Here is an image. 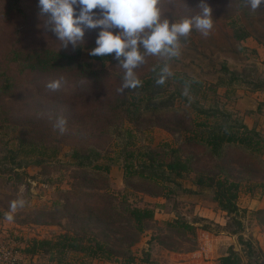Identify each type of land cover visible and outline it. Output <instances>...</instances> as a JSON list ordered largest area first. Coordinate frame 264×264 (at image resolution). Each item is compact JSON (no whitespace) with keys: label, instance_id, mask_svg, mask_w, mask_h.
I'll list each match as a JSON object with an SVG mask.
<instances>
[{"label":"rangeland","instance_id":"rangeland-1","mask_svg":"<svg viewBox=\"0 0 264 264\" xmlns=\"http://www.w3.org/2000/svg\"><path fill=\"white\" fill-rule=\"evenodd\" d=\"M200 2L201 0H159L161 19L177 21L182 17L195 15L199 11ZM205 2L213 10V27L207 36L193 29L187 38L181 39L180 56L168 62L171 72L196 78L209 88H213L212 85L222 76L226 77L222 70L223 64L229 69L238 70L249 66L254 69L253 72L264 76V10L253 11L249 7V13L244 14L239 10L235 13L237 0ZM22 4L28 14L13 20L0 16V70H6L7 65H10L6 52L10 37L23 45H42L54 50L62 46L46 24L48 16L41 13L39 0H23ZM245 4L248 5L246 0ZM234 26L246 29L249 36L241 41L235 39ZM99 31V28H85L83 42L77 46L80 49L78 57L87 59L88 49L96 45ZM75 48L69 44L64 49H68L67 52H76L73 50ZM153 63L161 64L163 61L156 56H147L146 62L135 69L136 75L145 73ZM118 64L119 61L114 58L104 65L93 62L92 67L96 73L92 78L75 77L67 69L56 72L36 69L5 72V75L14 77V84L12 92L0 95V144L15 147L14 137L22 125L6 120L12 115L27 124L37 119L40 133H47L45 139L50 143L49 146L57 145L59 150L54 158H49L42 164L29 162L14 167L9 161L0 159V240L5 241L11 235L20 236L22 242L15 240L23 247V243L32 237L52 238L62 232L93 235L104 241L112 254L110 260L95 259L90 264H176L183 253L195 249L199 251L198 255L209 259L212 254L215 255L214 246L218 241H230L227 247H232L237 252L239 264H251V260L264 264V250L259 248L256 238L260 229L255 228L258 224L255 210H250L247 215L239 212L237 218L242 223L239 237L238 233L229 232L232 227L231 220L228 215L219 212L212 200V191L192 184L190 179L193 173L178 180V184L169 182L164 189L158 188L152 182L123 178L121 160L115 153L117 146L113 144L112 137L101 132L107 124H118L123 120L122 124L134 132L135 147L155 146L162 142L176 146L180 138L176 137L179 132L177 127L176 133H173V129L163 126L164 119L173 114L162 112L161 115L142 117L137 122L132 121L129 115L121 117L120 114H113L111 107L114 102L119 101L118 96L121 93L117 89L122 86L124 76V70ZM54 80H60V88L49 90L46 85ZM175 87H179L175 80L167 85L169 91ZM212 91L208 90L210 101L191 93L188 94V103L177 98L175 107L189 111L181 116L184 123L188 117L191 119L196 114L191 105L195 98L204 106L212 103L213 97L219 100ZM223 105H226L223 100L217 102L219 108H223ZM226 106L234 110L236 115L244 117L240 102L236 103L234 100ZM59 117H64L67 124H70L63 133L54 127ZM178 120L179 117L176 122ZM247 121L250 123L252 119L247 117ZM180 135L186 136L182 132ZM12 139L15 142H11ZM181 139L184 151H199L191 142ZM88 141H93L105 151L100 161L111 163V159L113 160L104 177L94 171L83 173L75 167L74 160L68 154L73 144H87ZM246 160L247 155L236 147H230L222 160L231 177L237 178L245 186L247 184L244 181L249 175L264 178V169L257 168L263 164H247ZM202 162H206L210 168L211 161L207 156L202 157ZM195 167L208 171L205 164L201 165L199 158ZM242 191L257 194L260 187L255 186L253 190L244 188ZM17 199H23L24 206L11 213L13 219L8 220L6 213L10 212L11 202ZM127 204L147 205L154 210L152 220L137 236L131 232V223L126 219V212L123 210ZM176 218L195 225V240L187 232L180 233L167 227L166 221ZM198 230L201 231L200 234L209 233L208 243H201L203 250L198 244ZM133 238L134 243L128 244ZM146 251H149L148 256L152 263L149 260L144 261ZM77 255L81 257L80 253ZM129 257L132 261H128ZM43 259L45 258L39 256L36 258L39 263ZM68 259L70 261L67 263H72L71 261H78L79 258L66 256L65 260ZM23 261L24 256L22 263Z\"/></svg>","mask_w":264,"mask_h":264},{"label":"trees","instance_id":"trees-1","mask_svg":"<svg viewBox=\"0 0 264 264\" xmlns=\"http://www.w3.org/2000/svg\"><path fill=\"white\" fill-rule=\"evenodd\" d=\"M22 2L23 0H0V16L6 20H13L16 17L20 18L28 14ZM263 5L258 10H264ZM249 7L245 4V0H237V7L234 10L235 13L239 10L245 14L249 13ZM248 34L246 29L234 26L233 37L235 39L241 41L246 39L249 36ZM8 40L10 45L7 46L6 49L8 50L6 52L9 56L7 61L10 62V65H7L6 70H0V95L12 92L14 77L5 75V72L10 70L23 72L36 69L45 72H56L67 69L75 77L92 78L96 73L92 67L93 62L104 65L114 58V53L103 57L91 56L89 52L96 45L88 49L87 59L85 60L78 57L80 53L78 47L73 49L76 52H67L68 49L63 47L54 50L42 45H23L13 37ZM162 64L153 63L150 69L137 76L142 82L141 86L135 89H126L118 96L119 101L114 102L111 108L114 115L120 114L121 117L129 115V118L136 122L142 117L154 114L161 115L162 112L173 114L166 120L164 119L163 126L173 129V133H176V127L178 128L179 132L176 133V137L180 140L176 146L169 142H162L155 146L142 145L135 147L134 132L122 124L123 120L118 124H115V122L107 124L101 132H105L106 136L112 137L113 144L117 146L115 153L121 160L125 180L152 182L158 188L164 189L168 187L169 182L178 184V180L193 173L194 175L190 179L192 184L199 188H209L212 191V200L215 205L225 211L231 220L232 227L229 228V232L238 233L239 236L242 223L240 218H237L239 214L237 199L244 184L237 178L231 177L228 167L222 163L223 156L230 147H236L247 155V164L262 163L263 165L257 168L262 167L264 169V137L259 130L248 127L243 118L236 115L234 110L226 105L236 99L239 90L249 92L264 90V76L253 72L254 69L249 66L238 70L229 69L223 64V68H221L226 77L219 78L215 85H212L213 88L203 85L196 78L176 72H173L163 85H157V72ZM171 80H175L179 87L169 91L167 85L171 83ZM185 88H187L188 94L198 95L199 98L206 101H210L211 97H208V90L212 89V94L218 96L219 100L212 96V103L204 106L198 103V98H195L191 105L196 114L191 119L188 117L184 123L181 116L189 113V111L175 107V101L179 98L180 100L183 99L185 103L190 102L188 94L184 95ZM220 88H222L221 92L219 91ZM220 100H223L226 104L223 105V108L217 106V102ZM98 110L106 115L102 109L98 108ZM245 112L249 111L246 110ZM10 116L6 120L16 124L21 123L22 126L14 137L16 142L13 141L14 139L11 141L16 143L15 147L10 148L3 143L0 144L1 160H7L14 167H20L23 163L29 162L42 164L57 155L59 146H49L50 143L45 139L47 133H40L37 119L31 120L27 124L24 121L20 122L19 118ZM178 117L177 122L179 125L176 122ZM13 126L15 125L13 124ZM181 132L186 136L182 137ZM181 138L191 142V145L198 148L199 151L193 152L187 149L184 151L181 147ZM104 152L102 147L95 145L93 141H88L87 144H73L68 154L74 160L75 167L81 169L83 173L94 171L104 177L110 164L113 163L112 159L111 163L99 160ZM203 156H207L208 160L211 161L210 168L206 162H202ZM198 158L201 159V165H206L208 171L196 169L195 163L198 162ZM3 169L7 170L5 167ZM246 178L244 182L249 190H253L255 186L259 185L261 188L264 187V178H257L256 175H249ZM123 210L126 212V219L131 223V232L134 236L144 230L146 224L152 220L154 215L153 208L147 205L132 206L127 204L126 207H123ZM255 213L258 225L264 228V208L257 209ZM166 225L177 232L189 233L195 240L196 227L193 223H189L182 218H176L172 221H166ZM11 236L22 242L20 236ZM134 241L133 238L128 244L134 243ZM23 244L24 246L20 247L22 255L28 257L37 255L53 264H90L95 259L110 260L112 254L104 241L87 234L79 235L62 232L52 238L32 237ZM148 252H145L144 261L149 260V263H152ZM79 253L81 257L77 255ZM66 256L71 258L76 256L79 259L67 263L70 260H65ZM128 261H132V258L129 257ZM118 264L123 263L118 262ZM214 264H239L238 254L232 247H229L225 254L217 257Z\"/></svg>","mask_w":264,"mask_h":264},{"label":"clouds","instance_id":"clouds-1","mask_svg":"<svg viewBox=\"0 0 264 264\" xmlns=\"http://www.w3.org/2000/svg\"><path fill=\"white\" fill-rule=\"evenodd\" d=\"M246 2L253 11L264 4V0ZM158 3L159 0H39V7L42 14H47L46 24L63 48L80 45L85 28L100 29L96 47L89 54L101 57L115 54L114 59L124 70L123 83L117 92L123 93L141 86L135 69L146 62L147 56L163 61L156 79L157 85H163L172 75L168 62L181 54V39L187 38L193 29L207 36L213 27V10L205 0H201L195 15L177 21L161 19ZM46 87L58 90L60 80L50 81ZM187 94L185 88L184 95ZM66 124V119L59 117L54 127L63 133ZM24 203L23 199L13 200L6 218L12 220L11 213Z\"/></svg>","mask_w":264,"mask_h":264},{"label":"crops","instance_id":"crops-1","mask_svg":"<svg viewBox=\"0 0 264 264\" xmlns=\"http://www.w3.org/2000/svg\"><path fill=\"white\" fill-rule=\"evenodd\" d=\"M235 102H240V109L244 112L243 121L248 127H254L255 129L259 130L263 137H264V90H257V91H241L239 90L237 92V97L235 99ZM248 110L249 112H245ZM260 115V117H259ZM247 117H250L252 121L249 123L247 121ZM263 158H264V152H263ZM260 186V185H259ZM246 188L244 185L241 188V191ZM239 193L237 205L239 208V212L246 215L250 212V210H257L264 208V187H260V191L257 194H253L249 191H242ZM219 209V208H218ZM242 209V211H241ZM245 210V212H243ZM223 212L226 214L225 211L219 209V212ZM256 222V221H255ZM257 224V223H256ZM259 230V234H257L256 238L258 241L259 248L264 250V228H261L258 224L257 227ZM199 231V230H198ZM201 231L198 232V244L205 245L208 243L209 239L207 238L208 232H203L200 234ZM229 237V236H228ZM204 242V243H203ZM230 241H218L216 246H214V254H212L209 259H207L205 256L201 257L197 254V249L188 251L182 254L181 260L178 261V264H214L217 257L225 254L227 251V246L229 245ZM203 243V244H201ZM24 256V261L22 264H53L52 262H48L45 259H43L40 263L36 260L37 255H33L31 257ZM176 263V264H177Z\"/></svg>","mask_w":264,"mask_h":264},{"label":"built area","instance_id":"built-area-1","mask_svg":"<svg viewBox=\"0 0 264 264\" xmlns=\"http://www.w3.org/2000/svg\"><path fill=\"white\" fill-rule=\"evenodd\" d=\"M18 248L20 243L11 236L0 240V264H22L23 255ZM200 248L203 250V245Z\"/></svg>","mask_w":264,"mask_h":264},{"label":"water","instance_id":"water-1","mask_svg":"<svg viewBox=\"0 0 264 264\" xmlns=\"http://www.w3.org/2000/svg\"><path fill=\"white\" fill-rule=\"evenodd\" d=\"M251 264H258V263L254 260H251Z\"/></svg>","mask_w":264,"mask_h":264}]
</instances>
